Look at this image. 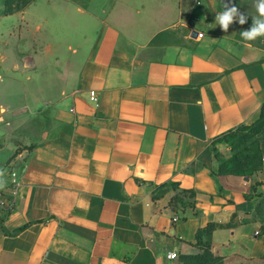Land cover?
Listing matches in <instances>:
<instances>
[{"label": "crops", "instance_id": "0c3cea01", "mask_svg": "<svg viewBox=\"0 0 264 264\" xmlns=\"http://www.w3.org/2000/svg\"><path fill=\"white\" fill-rule=\"evenodd\" d=\"M224 4L246 23L223 31ZM253 4L0 0V18H14L24 40V69L53 55L68 83L38 109L26 102L2 117L10 208L0 210V264H186L208 224L219 225L216 264H264V169L217 173L231 156L222 134L254 122L264 104V36L240 37ZM52 6L61 12L49 36L40 23ZM181 191L194 192L191 204Z\"/></svg>", "mask_w": 264, "mask_h": 264}, {"label": "rangeland", "instance_id": "374dc122", "mask_svg": "<svg viewBox=\"0 0 264 264\" xmlns=\"http://www.w3.org/2000/svg\"><path fill=\"white\" fill-rule=\"evenodd\" d=\"M60 10L54 6L46 9L47 22L40 23L41 32L49 36L57 33L55 19L59 17ZM16 20L0 18V146L6 140L8 135L7 116H13L21 111L26 102H35V109L40 107L39 101L44 96H53L58 93L61 86L68 83L61 76L56 67V57H48L35 71H27L22 65V53L25 50L24 40L17 38L12 34L15 28ZM35 25H31L34 30ZM22 29V28H21ZM17 30V27H16ZM37 35V34H36ZM60 58H58L59 60ZM6 107V108H5ZM31 107V106H30ZM7 109V110H6ZM28 113V112H26ZM27 115V114H25ZM5 118V120L2 119ZM261 145L264 146V138ZM3 154L0 155L1 158ZM260 169H264V159Z\"/></svg>", "mask_w": 264, "mask_h": 264}, {"label": "trees", "instance_id": "16d2710c", "mask_svg": "<svg viewBox=\"0 0 264 264\" xmlns=\"http://www.w3.org/2000/svg\"><path fill=\"white\" fill-rule=\"evenodd\" d=\"M262 138H264V104L261 106L259 115L249 125H240L220 137L227 144L231 156L223 159L218 164L217 173L220 175L252 176L260 170L264 153L261 149ZM263 148V147H262ZM178 200L191 204L194 192L181 191ZM264 204V199L259 205ZM219 225L208 224L198 230L196 234V245L201 252L185 258L186 264H216L221 260L210 253V235Z\"/></svg>", "mask_w": 264, "mask_h": 264}, {"label": "clouds", "instance_id": "9594fccd", "mask_svg": "<svg viewBox=\"0 0 264 264\" xmlns=\"http://www.w3.org/2000/svg\"><path fill=\"white\" fill-rule=\"evenodd\" d=\"M253 6L256 15L252 16V24L249 29L240 32V37L244 41H254L264 36V0H254ZM234 21L243 25L247 21V16L240 13L237 7L224 4L223 11L216 13L215 22L223 31L227 32ZM196 38L203 39V34H199ZM0 175L3 173L0 172Z\"/></svg>", "mask_w": 264, "mask_h": 264}, {"label": "built area", "instance_id": "2783aa9c", "mask_svg": "<svg viewBox=\"0 0 264 264\" xmlns=\"http://www.w3.org/2000/svg\"><path fill=\"white\" fill-rule=\"evenodd\" d=\"M199 3V2H198ZM199 34H202V33H199ZM198 34V35H199ZM89 99L90 101H92L93 103L97 104L98 102V98L96 96V92L95 91H90L89 92ZM11 177L13 179V182H16L15 181V178H16V174L14 172H11ZM10 208V204L9 202L6 200L4 194L2 192H0V210L2 209H9ZM175 254H170L169 257L170 258H174Z\"/></svg>", "mask_w": 264, "mask_h": 264}]
</instances>
